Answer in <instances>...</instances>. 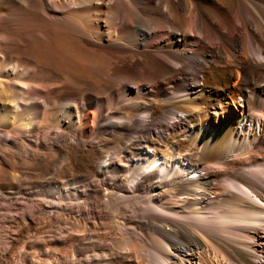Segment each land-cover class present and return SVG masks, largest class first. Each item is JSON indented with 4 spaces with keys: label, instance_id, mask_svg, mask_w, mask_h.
I'll list each match as a JSON object with an SVG mask.
<instances>
[{
    "label": "bare ground",
    "instance_id": "1",
    "mask_svg": "<svg viewBox=\"0 0 264 264\" xmlns=\"http://www.w3.org/2000/svg\"><path fill=\"white\" fill-rule=\"evenodd\" d=\"M48 110L60 112L54 136L41 133ZM65 177L73 186L48 192L58 200L90 186L98 206L135 187L128 200L159 211L130 222L140 243H117L122 264H146L140 250L147 264H264V0H0V223L24 224L22 236L63 223L57 205L10 188ZM83 233L38 238L52 245L44 259L26 244L5 254L104 262L94 249L112 244ZM84 241L92 254L77 257Z\"/></svg>",
    "mask_w": 264,
    "mask_h": 264
},
{
    "label": "rangeland",
    "instance_id": "2",
    "mask_svg": "<svg viewBox=\"0 0 264 264\" xmlns=\"http://www.w3.org/2000/svg\"><path fill=\"white\" fill-rule=\"evenodd\" d=\"M16 14H17V11L14 10V9L11 10V8H10V16H15ZM13 22H14V20L10 21V30L17 29L18 27H20V24L19 25L18 24H13ZM68 26L70 27L68 29V31L70 33L74 32V33H71V34H75L76 33V31H75L76 26L74 24L73 25L69 24ZM10 89H11L10 88V83L6 84V90L8 91L6 93L7 95L5 94L6 97H8V96L12 97L13 95H15V92L10 91ZM30 112H32V111H24L23 114H25V115L27 114V116H29ZM55 114L58 115V114H60V112L59 111H51V110L47 111L46 116L44 117L43 123H42V128H41V133L42 134H47L48 132H51L52 136H54L55 135V131H58L55 128V125H56L55 123H57V122L54 120V117H53ZM59 117H60V115H59ZM20 118H21V115L16 118V122H18ZM27 119L28 120H32L31 116H30V118H27ZM72 135L77 137V136L81 135V132L77 130ZM49 147H53V146L51 145ZM15 151L18 153L19 156L25 158L26 160L29 161L31 159V156H29L27 151H21L20 149H15ZM24 155H27V158ZM15 173L20 175L19 172L15 171ZM104 177H107V176H104ZM72 180H73V178H71V177H65V178H62V179H54V180L48 181L45 184L46 187H44V189H42V188H40V187H38L36 185H33V183H31L30 181H23V182H21L18 185L17 188H13V189L10 188V191L12 190V192H28V193L37 194L35 196V198L44 200L45 203L47 205H49L50 208L53 211H57V209H55V205L60 207L62 210H60L59 212H62L63 217L65 218V216H66V218H65L63 223H59V224L55 223L53 226H51V228L50 227L39 228V227H41V225L37 224L33 228L29 229L24 236L19 234V230L22 229V227H24V224H15V223H10V222H2V223H0V226H1L0 227V249H1V251H0V264H9L10 261L13 260V259L14 260L11 261L10 264H17L18 260L20 259V256L18 254H16V253L12 254L11 257H9L10 254L9 255L5 254L6 247L8 246V243H10V244L11 243H17L19 247L21 245H25L26 244L27 246L31 247V249H27V251H29L28 254L31 253V255H32V252H33V254H35L34 256H37L38 259H44L45 250H48L50 248V246H52V245L51 244H47L46 246H42V248H37L36 246L33 247L30 244H33L34 242H36V240L38 238H41V237L44 238V239L47 238V237L51 238L53 235H55L56 232L59 233L60 230H62L64 228L69 229L75 235H80V234H82V232H84V233L85 232H87V233H92L93 232L94 233V231H95V233H98V234L100 233V234L104 235V239L108 243H111L113 248H108L107 247L108 249L107 248L103 249L102 247H98V248H96V250L94 249L95 253H98V254H100V253L101 254H104V253L106 254L107 253L106 255L107 256L109 255L108 258H107L108 260L106 259L104 262H101V263L99 262V263L100 264H115V263L116 264H122V263H120L119 259L113 257V254H115V250L114 251H112V250L115 249V247H117L118 245H120L122 241H125L124 239L132 240L134 242H137L135 240V238H133V236L130 234V230L128 228L130 226V222L146 221L147 218H148L147 216L155 214L156 211H158V210L151 209L148 205H146L147 203H145V201L143 199H138L137 200L135 198H132V199L128 200L134 194L144 193V191L136 189L135 187L132 188V190L134 191V192H132L133 194H131V193L130 194H120V195L127 196V197L129 196L128 198L125 197V199H122V198H118L117 199L116 197H114L112 202H108V203H103L102 202L98 206L93 205V202H94L93 197H95L96 194L94 193V189L92 187H90V186L86 187V189H87V192H86L87 195L86 196H83V195H76V196L72 195L71 196V195H69V196L65 197L64 199L58 200L51 193H48V192H54L55 190H57L59 188H62V187L63 188H67V187L70 188V186H73ZM175 181H177V180H173V181L171 180L169 182V185H168V191L169 192H168V195H167L168 199L169 198L170 199L174 198L176 196L175 194L177 193V189L174 186V182ZM219 183L224 185V184H226V181L225 180H221ZM105 186H106V188H108L109 191L112 190L113 192H116L115 189H114L115 188V184H114V182L112 180L106 179L105 180ZM90 198H91V200H90ZM27 204H28V206L32 205L31 202H27ZM27 204H26L25 207L24 206L23 207L26 208ZM52 204H53L54 207L52 206ZM10 205H14V204L10 203ZM140 205H141L142 208L140 207ZM15 206H17L18 210L19 209H20V211L23 210V207H20L18 205H14V207ZM147 206L152 210L151 212H150V210H149V208ZM21 208H22V210H21ZM78 208L79 209H81V208L87 209L88 208V210H86L87 212L85 214H81V212L78 211ZM146 209H148L147 211H149L151 214L149 212L147 213ZM70 212H72V213H70ZM143 212L144 213L146 212V213L144 214ZM51 213H53V212H51ZM85 216H86V218H85ZM94 218H97V219H94ZM83 219L86 222L85 221H84V223L81 222V220H83ZM94 220H95L97 226L94 223ZM82 224H84V225H82ZM36 228H37V230H35ZM78 230H80V231H78ZM151 230L152 229H146V233L147 234L151 233L153 235ZM41 231H43V232L41 233ZM137 231L141 232L140 230H137ZM151 234H148V235H151ZM47 239H45V240H47ZM146 239L149 240V237L146 238ZM72 242L77 244L76 241H72ZM72 242L71 243L68 242V247H67L68 249L67 248L64 249L63 254H65L66 252L67 253L69 252V251H66V250H70L71 249L72 251H74L73 250L74 248L71 247ZM117 243H118V245H117ZM137 243H140V242H137ZM81 246H83V250L81 252L80 251H76V252L80 253V254L77 253V257L79 256V257L82 258V256L85 257L86 255L90 256V254H92L91 250L86 249L88 245L85 246V241H84V243ZM74 247H76V246H74ZM109 251H110V253H109ZM141 252L144 253V254H142ZM140 254L142 255V258L145 261V263L146 262L148 263L147 260L149 258H146L147 254L145 253V251L140 250ZM32 257H33V255H32ZM15 258H17V260ZM8 259H9V261H8ZM71 259L72 258L69 257L68 260H67L68 263L67 262L66 263L67 264H71L72 263V261H70ZM30 262L31 261H29L26 264H31L32 262L31 263Z\"/></svg>",
    "mask_w": 264,
    "mask_h": 264
}]
</instances>
